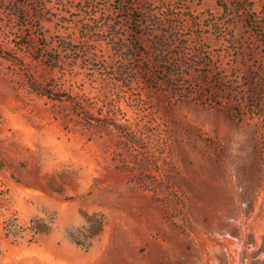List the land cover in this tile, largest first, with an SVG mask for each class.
<instances>
[{
    "label": "rangeland",
    "instance_id": "rangeland-1",
    "mask_svg": "<svg viewBox=\"0 0 264 264\" xmlns=\"http://www.w3.org/2000/svg\"><path fill=\"white\" fill-rule=\"evenodd\" d=\"M0 264H264V0H0Z\"/></svg>",
    "mask_w": 264,
    "mask_h": 264
},
{
    "label": "trees",
    "instance_id": "trees-1",
    "mask_svg": "<svg viewBox=\"0 0 264 264\" xmlns=\"http://www.w3.org/2000/svg\"><path fill=\"white\" fill-rule=\"evenodd\" d=\"M48 94H50V93H48Z\"/></svg>",
    "mask_w": 264,
    "mask_h": 264
}]
</instances>
